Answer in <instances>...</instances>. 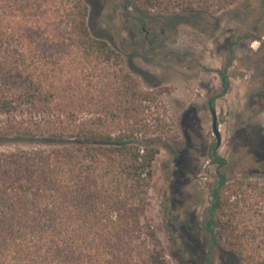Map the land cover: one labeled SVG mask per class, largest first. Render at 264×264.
Listing matches in <instances>:
<instances>
[{"label": "trees", "instance_id": "trees-1", "mask_svg": "<svg viewBox=\"0 0 264 264\" xmlns=\"http://www.w3.org/2000/svg\"><path fill=\"white\" fill-rule=\"evenodd\" d=\"M100 1L0 0V264H169L146 208L171 119L101 29ZM237 1L123 0L158 14ZM252 133L242 181L212 152L203 264H264V127Z\"/></svg>", "mask_w": 264, "mask_h": 264}, {"label": "rangeland", "instance_id": "rangeland-1", "mask_svg": "<svg viewBox=\"0 0 264 264\" xmlns=\"http://www.w3.org/2000/svg\"><path fill=\"white\" fill-rule=\"evenodd\" d=\"M99 6L101 29L142 74V86L163 89L172 123L152 166L150 242L162 247L169 264H203L206 242L199 227L217 181L212 152L239 181L258 157L251 145L253 127H264V0H238L216 14H131L123 0H101ZM220 72L228 82L222 94ZM248 176L259 183V175Z\"/></svg>", "mask_w": 264, "mask_h": 264}, {"label": "water", "instance_id": "water-1", "mask_svg": "<svg viewBox=\"0 0 264 264\" xmlns=\"http://www.w3.org/2000/svg\"><path fill=\"white\" fill-rule=\"evenodd\" d=\"M210 110H211V113L214 115V110H213V108H210ZM213 130H214V132H216V127H215V125L213 126Z\"/></svg>", "mask_w": 264, "mask_h": 264}]
</instances>
